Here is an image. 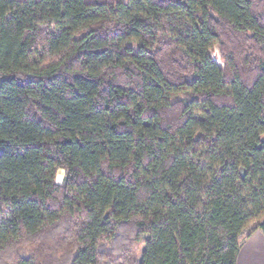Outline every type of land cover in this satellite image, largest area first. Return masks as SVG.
I'll list each match as a JSON object with an SVG mask.
<instances>
[{"label":"trees","instance_id":"trees-1","mask_svg":"<svg viewBox=\"0 0 264 264\" xmlns=\"http://www.w3.org/2000/svg\"><path fill=\"white\" fill-rule=\"evenodd\" d=\"M255 231L264 0H0V264H236Z\"/></svg>","mask_w":264,"mask_h":264},{"label":"crops","instance_id":"crops-1","mask_svg":"<svg viewBox=\"0 0 264 264\" xmlns=\"http://www.w3.org/2000/svg\"><path fill=\"white\" fill-rule=\"evenodd\" d=\"M236 264H264V235L260 231L242 241Z\"/></svg>","mask_w":264,"mask_h":264},{"label":"rangeland","instance_id":"rangeland-1","mask_svg":"<svg viewBox=\"0 0 264 264\" xmlns=\"http://www.w3.org/2000/svg\"><path fill=\"white\" fill-rule=\"evenodd\" d=\"M212 57L215 59V61L218 63V65L222 68L223 64L219 60V51L217 48H214L211 52ZM64 178V172L61 170L58 172L56 183L57 184H62ZM253 227H249L248 232L252 231Z\"/></svg>","mask_w":264,"mask_h":264}]
</instances>
